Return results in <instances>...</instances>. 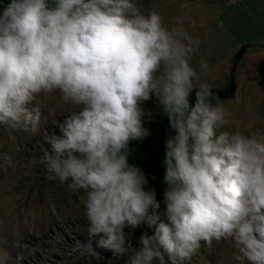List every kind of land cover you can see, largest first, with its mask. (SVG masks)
<instances>
[{
	"label": "clouds",
	"instance_id": "obj_1",
	"mask_svg": "<svg viewBox=\"0 0 264 264\" xmlns=\"http://www.w3.org/2000/svg\"><path fill=\"white\" fill-rule=\"evenodd\" d=\"M199 45L182 20L167 27L136 0H11L0 10V125L37 124L39 108L28 106L40 93L78 106L45 137L40 162L50 179L84 192L88 235L112 257L133 250L125 227L154 230L129 264H186L213 240L231 242L234 264H264V130L217 134L220 98L194 85L209 68L190 63ZM153 98L174 133L163 212L130 163V142L149 135L143 105Z\"/></svg>",
	"mask_w": 264,
	"mask_h": 264
},
{
	"label": "rangeland",
	"instance_id": "obj_2",
	"mask_svg": "<svg viewBox=\"0 0 264 264\" xmlns=\"http://www.w3.org/2000/svg\"><path fill=\"white\" fill-rule=\"evenodd\" d=\"M136 3L145 15L159 11L167 27L182 20L185 31L199 39V50L190 63L199 72L200 60L206 59L209 68L194 85L206 82L211 89L220 90L231 81L234 83L232 96L221 101L225 119L217 134L239 131L251 135L264 130V0ZM242 48L245 49L241 52ZM28 107L39 108L37 124L0 125V264H85L82 260L89 253L99 254L93 250L87 232L84 192L70 189V181L61 183L53 179L38 188L44 197L41 201L38 189L28 194V189L25 193L21 185L25 178L33 176L30 170L44 165L40 160L35 162L34 153L43 157L50 148L45 137L59 135L58 123L77 111L78 106L62 101L57 91L38 94ZM143 107L151 113V121L161 117L155 98ZM147 120L144 117V122ZM46 176L44 172L42 181ZM165 187L168 190L166 183ZM27 194L30 197L25 202ZM164 210L165 203L159 211ZM77 233L82 240L75 237ZM200 243L187 264H234L230 241Z\"/></svg>",
	"mask_w": 264,
	"mask_h": 264
},
{
	"label": "trees",
	"instance_id": "obj_3",
	"mask_svg": "<svg viewBox=\"0 0 264 264\" xmlns=\"http://www.w3.org/2000/svg\"><path fill=\"white\" fill-rule=\"evenodd\" d=\"M9 3H11V0H0V10H2L3 7H6ZM245 48L241 49V52ZM214 94H216L220 101L226 100L230 96H232L234 92V83L231 81L225 88L220 90L211 89ZM190 104L195 103V88L194 91L190 94L189 97ZM215 103V101H214ZM144 126L149 129V135L142 141H132L129 144V147L132 148L133 156L130 159V163L136 164L138 167H140L146 174L149 180V187H152L155 189L157 194V200L160 202V205L162 208L164 206V193L167 191V188L165 187V181L163 179L165 175V167L163 165V160L165 157V141L169 135H172V133L168 128V120L166 117H160L156 120H147L144 122ZM49 145V144H47ZM50 150V148H48ZM34 159L35 162L41 161L42 157L34 153ZM41 163V162H40ZM41 165H43L41 163ZM33 171H29L33 176L28 177L29 179L25 181H22L21 185L24 186L23 190L26 193V189H28V194H32L35 189H38L42 184L46 183L49 184L53 179L49 178V173L46 170L45 165L41 166L40 168H33ZM46 172L48 176H46V180L42 181V175ZM29 176V174L27 173ZM32 180H31V179ZM42 187H40L41 189ZM38 189L36 190L38 200H43V193L42 191ZM25 196V202L30 197L29 195ZM68 229V228H66ZM70 230V229H69ZM126 235L131 232L132 233V239H131V246L133 250H130L129 253H127L123 257L114 258L112 257L110 252H107L103 249L97 248L95 245V239H91V243L94 244L93 250L96 251L99 255L89 253L88 256L82 260L85 264H129L130 257L134 254V250H138L141 245L138 243V239L142 234H147L148 236H151L153 234V229H149L146 225H142L140 228H137L135 230L130 228H125ZM89 236V235H88ZM75 237H80L81 234L77 233ZM187 264V262H186Z\"/></svg>",
	"mask_w": 264,
	"mask_h": 264
}]
</instances>
